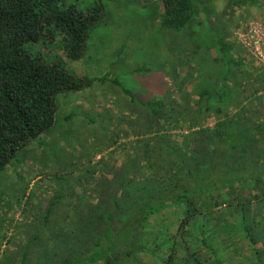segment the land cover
<instances>
[{
    "label": "trees",
    "instance_id": "16d2710c",
    "mask_svg": "<svg viewBox=\"0 0 264 264\" xmlns=\"http://www.w3.org/2000/svg\"><path fill=\"white\" fill-rule=\"evenodd\" d=\"M223 1L205 56L198 40L189 53L201 64L184 69L183 53L172 87L135 96L116 75L82 80L45 55L84 58L104 21L102 0L89 10L0 0V172L57 130L59 95L95 81L103 90L101 120L84 122L87 143L46 150L20 194L0 195V264H264V70L232 40L252 9L264 13V0ZM159 2L175 32L212 4Z\"/></svg>",
    "mask_w": 264,
    "mask_h": 264
},
{
    "label": "rangeland",
    "instance_id": "374dc122",
    "mask_svg": "<svg viewBox=\"0 0 264 264\" xmlns=\"http://www.w3.org/2000/svg\"><path fill=\"white\" fill-rule=\"evenodd\" d=\"M64 1L67 5L72 4L83 10H89L94 3V0ZM159 1L146 0L147 5L145 6L141 0H102L104 21L98 23L90 32L84 58L73 61L64 55L62 50L55 53L47 52L45 55L53 58L54 61H59L64 70L82 80L86 78L97 80L109 75L108 78L112 82L116 75L121 85L135 96L153 93L161 87L170 88L173 86V77L179 67L178 57L184 53L186 62V65H183L184 69L190 65L189 61H192V65L196 62L195 60L199 61L196 57L192 59L189 55L197 49L195 41L197 43L198 40L200 44L199 57L205 56L206 46H211L209 38L210 40L212 38L208 31H211L212 27L215 29L212 21L215 25L222 23L219 16L223 13L226 4L223 0H212V4L205 6L204 13L195 17L193 23L182 31L175 32L163 26L159 12L163 13L165 6ZM214 11L219 16L211 18ZM251 15L252 18L245 19L239 27L244 26L240 32L255 18H259L264 25V13L252 9ZM240 32L234 29L232 33V40L236 41L237 45L240 42ZM237 48L234 49L237 50ZM239 48L240 53L247 57V51L245 52L240 46ZM255 67L264 70V64L255 63ZM194 72L192 71V76H196ZM111 82L104 86L110 90L107 92L106 100L108 105H111L110 108L116 109L113 104L116 100L110 96L113 90ZM102 94L100 83L95 81L93 85L82 91L59 95L56 100L59 127L52 134L44 136L42 140L20 151L13 162L0 172V195L12 192L20 194L25 184L19 180L24 177V173L32 169L31 166H40L42 159H45L46 150L48 152L52 150V157L56 154L60 155L61 146L65 148L70 144L71 147H79L81 140L87 143L90 136H88L84 122L87 119L89 121L101 120L100 112H97L96 108L103 103ZM72 114L76 115L73 121H65V118ZM97 140L99 141L98 138ZM60 141H64L65 144L59 145ZM37 170L38 168L32 173L37 174ZM22 217L23 215L19 212L15 218L21 220ZM147 234L154 239L158 235L155 229ZM4 245L3 248L6 247Z\"/></svg>",
    "mask_w": 264,
    "mask_h": 264
},
{
    "label": "built area",
    "instance_id": "2783aa9c",
    "mask_svg": "<svg viewBox=\"0 0 264 264\" xmlns=\"http://www.w3.org/2000/svg\"><path fill=\"white\" fill-rule=\"evenodd\" d=\"M239 34V41L256 63L264 64V25L250 22Z\"/></svg>",
    "mask_w": 264,
    "mask_h": 264
}]
</instances>
